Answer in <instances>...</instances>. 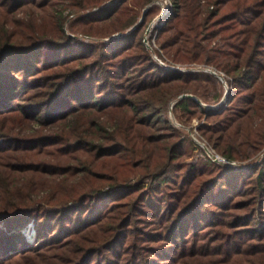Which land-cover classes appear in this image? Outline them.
Returning a JSON list of instances; mask_svg holds the SVG:
<instances>
[{
	"label": "trees",
	"instance_id": "trees-1",
	"mask_svg": "<svg viewBox=\"0 0 264 264\" xmlns=\"http://www.w3.org/2000/svg\"><path fill=\"white\" fill-rule=\"evenodd\" d=\"M106 1L0 0V264H264V0H173L159 30L226 73L218 108L217 76L147 50L153 0Z\"/></svg>",
	"mask_w": 264,
	"mask_h": 264
},
{
	"label": "rangeland",
	"instance_id": "rangeland-1",
	"mask_svg": "<svg viewBox=\"0 0 264 264\" xmlns=\"http://www.w3.org/2000/svg\"><path fill=\"white\" fill-rule=\"evenodd\" d=\"M118 0H108V1H106V2H104L103 3V6H106V5H108V4H111V3H113V2H117ZM128 1L130 2V0H126V3H128ZM171 1V4L173 5V3H172V1L173 0H168V2H170ZM158 2H160L159 0H158ZM158 2H151V3H149L148 5H146V7H143V11L144 12H146L147 11V9H148V6L150 5H155V4H157L158 6H159V8H161L162 6L161 5H159L158 4ZM64 4H68V2L66 1H64ZM146 9V10H145ZM75 10V9H74ZM73 9H70V8H67L66 10H65V14H69V16H68V18H67V20L68 19H70V18H73V17H75L76 16V13L75 12H77V11H79V10H76V11H74ZM172 10V9H171ZM170 10V11H171ZM30 16H34V17H30ZM14 18L16 19V20H18V19H32L33 20V22H36L37 23V27H39V26H41L43 23H45V22H47V21H49V16L47 15V14H44V13H42L41 11H34L33 13H30V14H26L25 13V16L23 17V16H21V13H16L15 15H14ZM141 19L142 18H140L139 20H138V22L139 21H141ZM165 21H166V19H165ZM137 22V23H138ZM39 23V24H38ZM41 23V24H40ZM166 23V22H165ZM164 23V24H165ZM65 25H66V23H65ZM64 25V26H65ZM136 25V24H135ZM135 25H133V26H131L129 29L131 30V29H134L135 28ZM164 26V25H163ZM162 26V27H163ZM66 30H65V32L67 33V34H71L72 32H70L69 30H68V28L65 26L64 27ZM128 29V30H129ZM126 31V30H125ZM78 32V31H77ZM121 32V31H120ZM120 32H116V33H114V34H117V33H120ZM158 33H159V31H158ZM158 33L153 37V36H151V35H147L146 34V31H145V34H144V37H143V41H144V44H145V46H146V48H147V50L149 51V53L152 55V57L153 56H157L158 58H162V60H164L165 62H167V63H170V62H172V63H174V64H177V65H204V66H208V67H212V68H214V69H216L217 71H219V72H222V73H224L225 75H226V73L224 72V71H222V70H220V69H218L217 68V66H215V65H213V64H209V63H204V62H196V61H194V62H189V61H180V62H178V61H174L170 56H168V54H166L165 52H164V50L161 48V46H160V43H159V41H158ZM85 34V35H84ZM113 35V34H112ZM77 36H79L80 38H83L84 40H86V41H97V40H102V41H108L107 39H109V36H106V37H98V36H96V35H94V34H90V33H83V34H77ZM223 83V82H222ZM193 97V96H192ZM194 97H196V96H194ZM193 97V98H194ZM197 98V97H196ZM171 111V110H170ZM174 114V113H173ZM172 114V117H171V120L176 124V125H179L180 123V121L176 118V116L175 115H173ZM177 122V123H176ZM179 123V124H178ZM199 121H198V119L197 118H195V119H193V121H192V123H191V125L190 126H192L193 125V128H192V130H193V132L191 133V136H193L192 134H197L196 132H198L196 129H195V127H197V125H199ZM179 126H181V127H183L184 129H186V130H188V131H190L191 129H190V126L188 127H186V126H182L181 124L179 125ZM194 129H195V131H194ZM198 138H200V139H202L204 142H205V144L206 145H208V146H210L207 142H206V140H204L202 137H199L198 135H196ZM200 147H201V145H200ZM263 154H264V152H263ZM263 154H262V156H263ZM228 159V158H227ZM230 160V159H229ZM230 161H234L236 164H239L240 162H237L236 160H230ZM259 161V160H258ZM246 167V166H245ZM126 175H125V173L122 175V181L124 182L125 180H126ZM133 180H135V178H133L132 176H130V178L128 179V181H131V182H133ZM24 235L26 236V238L28 239V240H32L33 239V237H34V231H33V225L30 223L29 225H28V228H27V230L24 232Z\"/></svg>",
	"mask_w": 264,
	"mask_h": 264
},
{
	"label": "built area",
	"instance_id": "built-area-1",
	"mask_svg": "<svg viewBox=\"0 0 264 264\" xmlns=\"http://www.w3.org/2000/svg\"><path fill=\"white\" fill-rule=\"evenodd\" d=\"M159 1L160 2H158V0H153L152 1V2H158V4L161 5L162 7L159 8V11L152 18V20L149 22V24H148V26L146 28V34L147 35H151V36L154 35L155 36L158 33V31L164 25L165 19H166L167 15L169 14L170 10L172 9V6L173 5L171 4V1L170 2H168V0H159ZM129 30H126L124 32H120V33H117V34H113V35H111L109 37V39H116L118 37H121L122 35H124L127 32H129ZM109 39H107V40H109ZM153 58L158 62V64H160L161 66L165 67L169 71H180V72H209V73L214 74L215 76H217L223 82V84H224L225 94H224L222 100L218 104L210 105V107H212V108H218L223 102L226 101V98L229 95V93H231L230 86H229V84H228V82L226 80V75L224 73H222V72L217 71L216 69H214L212 67H208V66H204V65H177V64H174L172 62L167 63L164 60H162V58L160 59L157 56H153ZM171 108H172V105H171ZM170 116L172 117V112L171 111H170ZM192 135H193L192 136L193 139L199 145H201V147L204 149L205 153L212 160H214V161H216L218 163H221V164H225V165H229V166H234V167H237V168L239 167V164H236L234 161H230L226 157H224L221 154H219L218 152H216L211 146L206 145L205 142L202 139H200V138H198L196 136V134H192Z\"/></svg>",
	"mask_w": 264,
	"mask_h": 264
},
{
	"label": "water",
	"instance_id": "water-1",
	"mask_svg": "<svg viewBox=\"0 0 264 264\" xmlns=\"http://www.w3.org/2000/svg\"><path fill=\"white\" fill-rule=\"evenodd\" d=\"M186 96H193V95H190V94H182V95H180V97H186ZM194 97V96H193ZM194 98H196V97H194ZM197 99V98H196Z\"/></svg>",
	"mask_w": 264,
	"mask_h": 264
}]
</instances>
